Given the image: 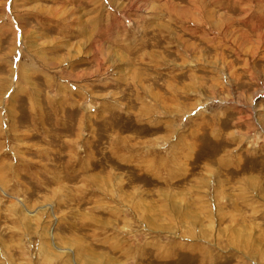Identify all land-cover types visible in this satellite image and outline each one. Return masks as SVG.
I'll return each mask as SVG.
<instances>
[{"label":"rangeland","instance_id":"1","mask_svg":"<svg viewBox=\"0 0 264 264\" xmlns=\"http://www.w3.org/2000/svg\"><path fill=\"white\" fill-rule=\"evenodd\" d=\"M0 264H264V0H0Z\"/></svg>","mask_w":264,"mask_h":264}]
</instances>
